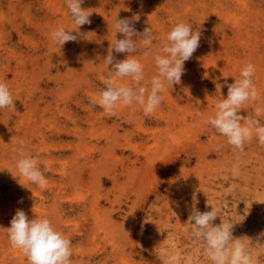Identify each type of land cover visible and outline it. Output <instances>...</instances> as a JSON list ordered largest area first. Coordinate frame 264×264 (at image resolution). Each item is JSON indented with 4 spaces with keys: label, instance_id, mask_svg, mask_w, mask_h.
Returning a JSON list of instances; mask_svg holds the SVG:
<instances>
[{
    "label": "rangeland",
    "instance_id": "374dc122",
    "mask_svg": "<svg viewBox=\"0 0 264 264\" xmlns=\"http://www.w3.org/2000/svg\"><path fill=\"white\" fill-rule=\"evenodd\" d=\"M82 7L91 23L60 47L52 31L75 30L66 0H0V81L15 102L0 109V264H28L6 231L17 209L30 219L47 216L63 231L73 264H163L173 249L182 264H211L188 223L193 207L211 206L219 210L214 225L231 219L233 236L264 264V146L254 138L234 150L205 122L227 96L217 84L234 83L249 61L259 96L240 114L264 108V0H84ZM117 16L139 17L140 32L152 29L155 47L141 61L149 88L171 28L188 22L201 33L181 83L148 116L89 106L114 75L103 60L111 40L122 38ZM259 119L264 124V113ZM17 139L47 168L45 188L16 169Z\"/></svg>",
    "mask_w": 264,
    "mask_h": 264
},
{
    "label": "clouds",
    "instance_id": "9594fccd",
    "mask_svg": "<svg viewBox=\"0 0 264 264\" xmlns=\"http://www.w3.org/2000/svg\"><path fill=\"white\" fill-rule=\"evenodd\" d=\"M83 3L84 0H66L75 30H66L64 26H60L52 31L51 39L60 47L67 42L76 41L78 29L91 23L92 12L83 8ZM138 19L139 17H116L114 26L116 33L122 34V38L111 40L109 53L103 60L108 68L111 66L114 75L105 81V87L97 94V98L89 102L90 107L99 106L109 116L115 115L117 107H129L133 111L139 108L145 116L151 115L162 104V94L181 83V77L185 74V62L200 46V31H194L192 24L188 22L175 24L167 34V43L160 47L159 54L155 56L157 73L151 78L150 88L146 87L142 83L145 80V68L141 61L146 60L155 47V36L151 28L138 31L134 26ZM74 32L77 34H73ZM138 40L142 42L143 48L140 58L133 55L141 47ZM113 52L126 53L127 56L118 60ZM255 72V65L249 61L242 67L240 78L235 79L234 83L217 84L219 91L221 87H227V96L215 104L214 115L208 116L205 121L216 133L226 137L227 144L239 152H243L245 145L254 138L264 146V124L259 119L264 108L256 107L254 115L240 114L247 102L256 101L259 96L253 80ZM124 78H130V82L117 83V80ZM14 107L15 102L8 84L0 81V109ZM15 144L19 157L15 161L18 172L30 183L45 188L49 183L47 168L42 169L39 157L26 151L24 139H17ZM218 211L215 206L204 212L193 207L188 218L191 237L203 249L205 257L211 264H259L258 254L242 238L233 236L235 224L231 219L220 218L221 222L214 225L213 222L219 217ZM6 231L11 246L24 254L28 264H73L71 239L58 230L47 216H34L30 219L23 210L17 209ZM183 259L173 249L166 254L163 264H182ZM188 264H192L191 258H188Z\"/></svg>",
    "mask_w": 264,
    "mask_h": 264
}]
</instances>
